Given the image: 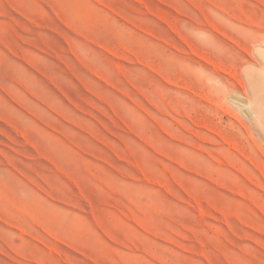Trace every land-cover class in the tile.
Wrapping results in <instances>:
<instances>
[{
    "label": "rangeland",
    "instance_id": "rangeland-1",
    "mask_svg": "<svg viewBox=\"0 0 264 264\" xmlns=\"http://www.w3.org/2000/svg\"><path fill=\"white\" fill-rule=\"evenodd\" d=\"M261 48L264 0H0V264H264Z\"/></svg>",
    "mask_w": 264,
    "mask_h": 264
},
{
    "label": "bare ground",
    "instance_id": "bare-ground-1",
    "mask_svg": "<svg viewBox=\"0 0 264 264\" xmlns=\"http://www.w3.org/2000/svg\"><path fill=\"white\" fill-rule=\"evenodd\" d=\"M258 50L261 62L259 66H262L260 67V70H258L259 72L257 75L254 73L256 75H254L255 78L253 77V79L249 80L251 81L249 82V84L251 83L249 85L252 91L251 96L234 93L233 96L230 97V101L241 111V113H244L243 115L246 116L247 119H250V122L251 120L254 122L256 128L253 129H256V134L258 133V136L264 141V48ZM253 129L251 128V130Z\"/></svg>",
    "mask_w": 264,
    "mask_h": 264
}]
</instances>
